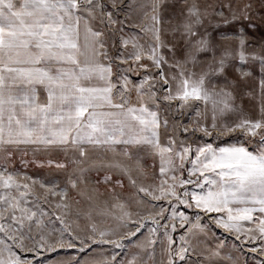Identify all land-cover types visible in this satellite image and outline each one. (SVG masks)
<instances>
[{"label": "snow or ice", "instance_id": "6c2138e0", "mask_svg": "<svg viewBox=\"0 0 264 264\" xmlns=\"http://www.w3.org/2000/svg\"><path fill=\"white\" fill-rule=\"evenodd\" d=\"M261 28L264 0H0V264H264Z\"/></svg>", "mask_w": 264, "mask_h": 264}, {"label": "rangeland", "instance_id": "374dc122", "mask_svg": "<svg viewBox=\"0 0 264 264\" xmlns=\"http://www.w3.org/2000/svg\"><path fill=\"white\" fill-rule=\"evenodd\" d=\"M262 34H264V28H261L255 32L254 36L252 37L253 41H259ZM229 142L235 143V140ZM15 167L17 171L23 169L24 171L28 172L30 175L32 174V169L25 168L24 165L20 162L19 158H17ZM91 176H92V182H94L96 178L103 179V173H100L98 175L97 173L94 172L91 174ZM181 210L187 211L189 215L193 214L192 210H185L183 208ZM84 223L85 222L83 220L80 221L81 227L84 226ZM213 229L217 236H219L222 239H226V243L229 249H231L233 244L239 245L241 243L240 241H236L234 237H232L230 234L224 233L222 229L215 228L214 225H213ZM144 231L146 232L147 230L145 229ZM247 247H248L247 245L244 246V252L248 256V264H256V260H258L259 257L255 256V254L247 253ZM94 249L96 251H99V249H96L95 246ZM105 251H107V248L105 249ZM76 255H83V254L78 253L77 249H60L57 253H42L39 259L43 262V264H51L53 260L64 258L66 256L71 257ZM29 258L31 259L32 257L29 256Z\"/></svg>", "mask_w": 264, "mask_h": 264}]
</instances>
